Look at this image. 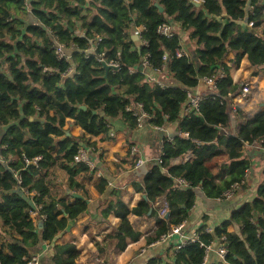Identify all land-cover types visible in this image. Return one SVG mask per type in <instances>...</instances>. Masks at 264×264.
I'll return each instance as SVG.
<instances>
[{"label": "trees", "instance_id": "16d2710c", "mask_svg": "<svg viewBox=\"0 0 264 264\" xmlns=\"http://www.w3.org/2000/svg\"><path fill=\"white\" fill-rule=\"evenodd\" d=\"M162 23H173L187 34L193 45L187 55H175L182 43L177 31L171 36L157 32ZM139 26L144 27L146 46L137 45L131 35ZM54 38L67 50V58L55 53ZM229 53L232 65L247 59L251 76L264 69V0H203L200 5L192 0H0V158L6 164L0 162V264H26L45 243L50 247L41 264H76L80 252L75 243L57 238L88 210V192L76 177L91 179L96 169L74 163L73 157L80 145L94 144L90 137H108L113 118L135 128V109L128 110V105L140 103L148 122H176L183 134L164 139L161 161L151 163L143 177L132 182L152 205L165 197L167 217H158L145 238L147 245L186 221L198 188L207 198L220 199L234 183L244 181L251 168L250 159L243 157L244 145L264 146V108L241 120L236 134L223 132L229 104L240 90L225 63ZM99 58L115 59L118 68L106 72ZM144 59L148 66L143 67ZM161 68L170 80L150 74ZM218 70L224 72L218 95L181 118L187 90ZM69 122L80 128V135L65 129ZM131 146L123 160L133 166L138 157L130 156ZM188 152L191 158L172 164V158ZM36 156H41L37 166L26 162ZM57 167L68 174L70 189H82V197L71 202L52 195L49 174ZM178 178L187 184L175 187ZM19 188L29 193L35 206L41 205L42 237ZM95 188L104 195L108 180L101 177ZM149 208L143 198L130 208L121 188L110 189L99 214H114L119 223L104 238L107 251L123 250L128 240L140 238L128 215L148 218ZM231 226L239 229L231 231ZM195 233L198 239L180 248L176 241L172 264H203L204 246L222 236L227 263L264 264V181L256 196L233 210L213 233L204 226ZM159 263L160 258L152 256L145 264Z\"/></svg>", "mask_w": 264, "mask_h": 264}, {"label": "crops", "instance_id": "0c3cea01", "mask_svg": "<svg viewBox=\"0 0 264 264\" xmlns=\"http://www.w3.org/2000/svg\"><path fill=\"white\" fill-rule=\"evenodd\" d=\"M250 8L251 5L248 2L245 9L248 11ZM242 22L245 23L246 20L244 19ZM171 25H173L175 32L177 31L182 35L184 48L186 50L192 49L193 45L189 42L187 34L182 32L177 25L173 23ZM132 37L135 43L140 45L139 39L133 35ZM232 57L233 54L229 53L225 59V63L230 65L232 81L239 84L240 88L243 82L249 81L251 93L244 100L232 98L228 108V124L223 127V132L227 134H236L241 120L253 117L264 108V69L260 70L257 75L251 76L253 67L249 65L247 59L243 57L238 65H232ZM154 73H150L154 78H160L164 81L170 80L165 74ZM191 91L211 94L212 88L201 77L198 84ZM185 114L184 104L181 107L180 117L182 118ZM67 128H69V133L72 135L78 136L81 134L80 128L71 122L65 126V129ZM175 135H182L178 132L176 122L156 127L147 119H143L140 124H136L135 128H129L121 118L117 117L110 120L108 137H103L101 134L90 137V143L94 142V144L85 147L93 159L94 169H96L95 175L91 179L80 174L76 177V181L83 185L88 192V210L79 216L74 224H70L69 229L57 238L58 242L73 241L75 243L80 252L76 264H145L152 256L160 258L159 264H172L174 247L178 243L176 241L182 239L180 235L176 234L166 240H159L150 245L145 242L146 236L156 227L158 217H162V215L158 216L157 208L160 207L161 203L165 204L164 196L158 198L152 205L153 209L148 218L139 217L133 213L128 215L134 228L141 232V236L137 241L128 240L125 248L120 251H116L114 248L107 251V245L104 242L107 234L114 233L119 219L114 214H109L107 218L101 217L99 205L108 196L111 188L119 187L123 190V199L128 207L135 206L142 198V193L134 189L132 182L141 179L148 171L150 164L160 157L159 153L163 140H170ZM128 144H132L131 147L135 149L134 153L130 151V156L141 158L142 163L132 166L130 160H123L126 157ZM192 156L193 154L188 152L183 157L172 158L171 162L172 164L184 162ZM243 157L250 159L251 168L246 172L244 181L231 197L211 199L207 198L200 188L197 189L195 202L185 221L186 227L182 230L183 237L191 236L201 226L213 233L216 227L229 218L233 210L238 209L243 203L256 196L258 187L264 181V146L262 147L257 143L245 144ZM101 177H105L109 185L104 195H99L95 188ZM49 179L50 190L55 198L64 196L72 202L75 197L71 193L82 195V189H70L68 187V174L58 167L49 174ZM243 184L244 188H242ZM162 218L164 219V216ZM238 229V226L229 227L231 231ZM218 246L219 241L215 239L203 264H229L220 260L217 254ZM49 247L50 244L45 243L43 248L40 246L34 251V254L39 256V262L48 255L47 249Z\"/></svg>", "mask_w": 264, "mask_h": 264}, {"label": "built area", "instance_id": "2783aa9c", "mask_svg": "<svg viewBox=\"0 0 264 264\" xmlns=\"http://www.w3.org/2000/svg\"><path fill=\"white\" fill-rule=\"evenodd\" d=\"M192 1H193V3H195L197 5H200L203 2V0H192ZM26 8L28 9V6ZM246 24L248 27L253 26L252 22H247ZM131 30H132L131 31L132 35L139 39L140 45L146 46L147 42L145 39L142 38V33L144 31V27L143 26L133 27ZM157 32L164 35V36H171V35H173V33L175 31H174L173 25H171L170 23H162L157 27ZM98 41H100V37L97 36L96 42H98ZM53 47H54L55 53L58 55L59 58H67V55H66L67 50L65 49L63 44L59 43L57 40H55V38H54ZM92 50H94V48H92L91 51ZM187 54H188V52L186 51V49L184 48L182 43H181V46L175 50V55L177 57H180L182 55H187ZM99 60L103 61V63H105L107 65H110L111 68H113V69L118 68V63L115 59H109L108 61H106L103 58H99ZM145 66H148V64H147V61L144 59L143 67H145ZM162 69L163 68L155 69V71L160 74L162 72ZM47 70H48L47 68H44V71H47ZM67 72H73V69H69ZM223 76H224V72L222 70H218L216 72V74H214L212 76H208V77L204 76L203 77L204 81L212 88L211 94H203V93L193 92L191 90H187V99L185 102L186 114L193 112V111H198L199 105L203 100H205L207 98H214L216 95H218L217 83ZM250 93H251V85L249 84V81L248 82L246 81V82L242 83L239 92L236 95H234L233 97L236 99H239V100H244ZM127 109L128 110L135 109L134 114L137 116V124H140L143 121V119H146L148 117V114L143 110L142 105L140 103L128 105ZM156 127H161V126H156ZM257 144H259V143H257ZM91 149L95 151V149H93V148H91ZM130 150H131V153L135 152L134 147H131ZM40 160H41V156H36V157L32 158L31 160L26 159V162L32 163L35 166H37L38 161H40ZM157 160L160 162L161 161L160 157ZM73 162L74 163H84L90 169H94V167H95L93 159L91 158L87 148L85 146H81V145L78 147L77 152L75 153V155L73 157ZM142 162H143V160L141 158H138L136 164L138 165ZM241 183H234L230 189L226 190L223 194L224 198L231 197L232 194L234 193V191L240 186ZM186 184H187V182L184 179L178 178L176 180L175 187H178L180 185H186ZM27 194H29V193L27 192ZM40 208H41V205L35 206V208L33 210H31V212H30V216H31L32 220L37 225H38L39 221H41V219L44 218V215H41V219H39L38 211ZM165 209H166V205H165ZM164 212H163L162 217L167 213V210H165ZM185 227H186L185 221H182L178 225H173L171 227L170 232L167 235H163L161 240L162 241L166 240V239L170 238L171 236L178 234L181 236L182 239L177 244V246H176L177 248H180L181 246H183L188 241L197 240L198 235L196 233H194L188 237H186V236L183 237L182 230ZM206 230L209 232V229H206ZM224 239H225L224 236H222L218 240L219 246L217 248V254H218L221 261L226 262L225 258L227 255V248L224 244ZM201 245H203V244L201 243ZM204 247H205L204 261H205L207 254L211 248V244L206 245ZM26 264H40L38 254H33L32 258Z\"/></svg>", "mask_w": 264, "mask_h": 264}, {"label": "water", "instance_id": "95a60500", "mask_svg": "<svg viewBox=\"0 0 264 264\" xmlns=\"http://www.w3.org/2000/svg\"><path fill=\"white\" fill-rule=\"evenodd\" d=\"M155 5L159 8V11H163V7L162 6H160L157 2H155ZM103 67L105 68V71L107 72L110 68H111V66L110 65H107V64H103ZM214 66H212L211 68H213ZM82 107H84V106H82ZM0 162L3 164V165H5L6 166V164H5V162L0 158ZM18 193H19V195L31 206V208L32 209H34L35 208V205H34V202H33V200H32V198L30 197V195L29 194H27V192L25 191V190H23V189H18ZM71 195L73 196V197H82V195H80V194H77V193H71ZM142 198L143 199H145V200H147V202L149 203V205H150V208H149V210H148V212H147V214L149 215V214H151V212H152V209H153V207H152V204H151V202L147 199V196H146V194H142ZM167 217V213L164 215V218H166ZM69 226H70V223L67 225V227H66V230H68L69 229ZM38 229H39V235H40V237H42V233H43V223H42V221H39V223H38ZM40 242L42 243L43 242V240H42V238L40 239Z\"/></svg>", "mask_w": 264, "mask_h": 264}, {"label": "rangeland", "instance_id": "374dc122", "mask_svg": "<svg viewBox=\"0 0 264 264\" xmlns=\"http://www.w3.org/2000/svg\"><path fill=\"white\" fill-rule=\"evenodd\" d=\"M158 74H159V73H158ZM161 204H162V205H161ZM161 204L159 205L160 207L157 208V209H158V210H157V212H158V216H159V215H160V216L163 215V212L166 210V209H165V206H164L165 204H163V203H161ZM155 213H156V212H155ZM164 213H165V212H164Z\"/></svg>", "mask_w": 264, "mask_h": 264}]
</instances>
